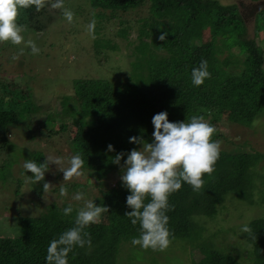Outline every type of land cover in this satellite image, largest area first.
<instances>
[{
	"label": "trees",
	"instance_id": "1",
	"mask_svg": "<svg viewBox=\"0 0 264 264\" xmlns=\"http://www.w3.org/2000/svg\"><path fill=\"white\" fill-rule=\"evenodd\" d=\"M145 1L90 0V4L99 10L126 11L137 8ZM148 1L151 16L144 25L158 32L151 43L155 48H164L171 54L170 58L152 62L149 66L150 69L158 67L155 77L163 84L153 90L147 88L138 91L129 83L114 90L110 80L76 78L72 83L75 92L70 99V113L80 114V119L73 121L74 130L68 146H71L73 155H81L83 169L98 182L122 171L127 153L140 147L129 142L130 137L143 136L146 141L151 139L154 131L152 117L156 113L166 111L169 121L188 122L194 115L207 119L208 114L204 112L207 110L214 117L226 113L230 121L247 124L264 107V70L259 66L263 61L262 50L251 41L238 40L237 34L243 29V18L234 4L225 5L217 0ZM21 11V25L31 26L36 31H42L50 22L42 20V10L37 11L34 6ZM205 29L210 32V38L201 41L204 40L202 32ZM165 31L168 33L166 40H159L158 37ZM218 39L225 48L244 45L246 55L241 61L243 65L240 70L226 71L214 60ZM195 40H199V43H194ZM98 42L96 39L95 45L98 46ZM202 60H207L211 78L205 79L199 87L193 86L188 80L192 81V70L199 67ZM171 61L175 62V67L170 64ZM230 63L234 64L235 61ZM7 88H10L9 83ZM12 89L9 90L17 93L16 88ZM21 102L18 98L13 99L14 108L9 110L3 103L0 104L2 143L5 134L10 133L9 126L21 119L18 115L22 112ZM64 127V124L61 125L62 129ZM51 133L57 131L50 130L46 134L51 136ZM217 135L216 132L212 139L215 140ZM109 144L113 145L114 151H108ZM121 152L125 155L120 165L114 164L113 158ZM34 158L37 163L45 160L41 152H36ZM259 159H264L263 153L221 149L214 173L211 176L205 174V184L199 192L183 183L181 189L169 197L170 210L166 214L172 233L170 239L199 241L201 245V238L193 239L201 229L195 216H213L217 205L228 192H234L243 199L251 197L255 185L253 170ZM28 173L32 176L31 172ZM75 185L69 188L70 185L68 191L73 192ZM128 195L130 191L122 181L113 186L103 185L95 204L106 206L109 211L105 212L104 220L84 229L90 234L91 245L74 247L68 253V264H116L119 242L126 237L131 240L140 235L139 223L133 225L131 219L124 215L131 211L126 204ZM259 202L264 204V189L260 192ZM69 205L63 203L60 206L58 202H51L41 214L18 216L17 234L13 237L0 235V264H47L51 241L76 226V209L72 207L69 215L64 214L63 210ZM247 225L252 229L251 233H245L246 240L252 246L251 264H264V209ZM194 264L242 262L234 253L210 245L204 248L202 256Z\"/></svg>",
	"mask_w": 264,
	"mask_h": 264
},
{
	"label": "rangeland",
	"instance_id": "2",
	"mask_svg": "<svg viewBox=\"0 0 264 264\" xmlns=\"http://www.w3.org/2000/svg\"><path fill=\"white\" fill-rule=\"evenodd\" d=\"M217 1L236 6L243 18V29L238 32L237 38L241 42L251 41L260 47L263 61L259 66L264 70V0ZM55 2L49 0L41 9L42 20H50L42 31L24 26L22 35L25 42L34 41L40 49L39 54L33 55L26 43H0V104L3 103L6 110H9L14 108L13 99L22 101V112L18 114L21 119L9 126L10 133L5 134L4 143L0 137L1 236L16 235L18 216L41 214L51 202H58L60 206L69 203L76 209L77 216V211L84 204L83 200L73 199L77 192H82L85 200L96 203L95 199L100 197L103 185L113 186L122 181L124 169L98 182L83 168L79 178L63 180V172L58 168L69 167L68 160L73 153L68 140L74 130L73 121L80 119V114L70 113V99L75 92L73 80H110L114 90L126 83L138 91L147 88L153 90L163 82L155 77L158 67L150 69V63L171 57L166 49L155 48L151 43L158 32L144 25L151 16L148 0L126 11L99 10L91 6L90 0H63L64 8L74 13L71 22L65 18L63 9L52 7ZM21 14L20 10V25ZM93 20L95 27L89 32L88 25ZM209 38L210 32L205 29L202 32L204 40L201 41ZM96 39L99 41L98 46L95 45ZM197 42L199 40L194 41ZM238 46L225 48L220 39L217 40L214 60L219 67L226 71L242 68L241 61L246 51H243V44ZM14 56H18V59H13ZM232 61L235 63L231 64ZM170 64L175 67L174 61ZM7 83L10 84L9 89L16 88L17 93L13 89L9 90ZM188 83L192 84V81L188 80ZM204 112L208 114L205 120L217 129L215 140L221 142V149L264 154V107L247 124L230 121L226 113L214 117L207 110ZM63 124L64 129L61 128ZM50 130H56L57 133L48 136L46 133ZM152 140L153 137L147 142ZM35 151L39 154L41 152L45 159L46 155L63 158L62 165L49 166L41 185L40 182L33 183L34 177L29 176L23 168L25 161H35ZM253 174L255 185L251 197L243 199L234 192H228L217 205L213 216H195L201 229L193 239L201 238V245L199 241L171 238L166 250L153 251L151 248L146 250L133 245V239L126 237L119 242L116 264H194L202 256L204 248L210 245L234 253L242 264H251L252 246L241 229L264 209V204L259 202L260 192L264 189V159L257 161ZM45 181L51 184L48 191L43 189ZM74 184L76 189L68 191V187L71 185L69 188H73ZM61 186L67 189L66 196H61ZM104 217L105 213L100 221Z\"/></svg>",
	"mask_w": 264,
	"mask_h": 264
},
{
	"label": "clouds",
	"instance_id": "3",
	"mask_svg": "<svg viewBox=\"0 0 264 264\" xmlns=\"http://www.w3.org/2000/svg\"><path fill=\"white\" fill-rule=\"evenodd\" d=\"M49 0H0V43L11 42L13 45L26 43L33 55L39 54L40 49L34 41L25 42L22 33L23 25L18 23L21 9L35 7L37 11L43 9ZM53 8L63 9L65 18L71 22L74 13L64 8L63 0H56ZM95 27L93 20L88 25L89 32ZM168 33L162 32L159 40H166ZM23 54V49L20 50ZM13 59H18L14 56ZM211 78L208 71L207 60H202L199 67L192 70V83L199 87L205 79ZM154 131L152 142H147L143 136H132L129 142L142 145L133 148L127 153L124 160L121 180L130 191L126 204L131 211L124 215L131 219L133 225L139 223L140 235L133 238V245L144 249L164 251L171 243L172 233L168 227L170 210L169 197L181 189L183 183L189 184L193 191L199 192L205 184V174L211 176L215 171V164L221 152V142L212 139L217 129L203 116H192L188 122H172L168 113L161 111L152 117ZM108 151H114L113 145H108ZM125 154L117 153L113 158L114 164L120 165ZM69 167L58 168L63 172V180L70 181L79 178L82 173L84 160L80 154L73 155L68 160ZM51 164L62 165L63 158L46 155L42 163L27 160L23 164L26 172H31L33 183L44 181L45 173ZM51 184L43 183L44 191H48ZM61 196L67 195V189L60 187ZM76 201H84L83 207L77 211L74 227L62 233L58 239L51 241L46 257L47 264H68V253L74 247L91 245L90 234L84 229L91 224L99 223L103 213L108 212L106 206L97 205L92 200H85L82 192H77ZM145 201H148L147 203ZM69 215L73 208L71 205L64 210ZM242 233H251L252 229L246 224Z\"/></svg>",
	"mask_w": 264,
	"mask_h": 264
}]
</instances>
